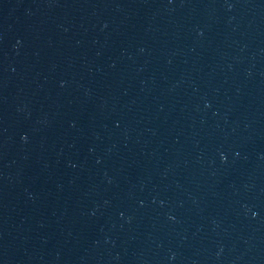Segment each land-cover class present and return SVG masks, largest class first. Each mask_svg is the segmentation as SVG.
Segmentation results:
<instances>
[{"label": "water", "instance_id": "obj_1", "mask_svg": "<svg viewBox=\"0 0 264 264\" xmlns=\"http://www.w3.org/2000/svg\"><path fill=\"white\" fill-rule=\"evenodd\" d=\"M0 264H264V0H0Z\"/></svg>", "mask_w": 264, "mask_h": 264}]
</instances>
